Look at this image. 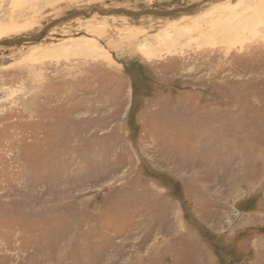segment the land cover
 Here are the masks:
<instances>
[{"label":"rangeland","instance_id":"374dc122","mask_svg":"<svg viewBox=\"0 0 264 264\" xmlns=\"http://www.w3.org/2000/svg\"><path fill=\"white\" fill-rule=\"evenodd\" d=\"M203 2L0 0V26ZM226 5L230 40L197 19ZM0 264H264V0L0 46Z\"/></svg>","mask_w":264,"mask_h":264},{"label":"water","instance_id":"95a60500","mask_svg":"<svg viewBox=\"0 0 264 264\" xmlns=\"http://www.w3.org/2000/svg\"><path fill=\"white\" fill-rule=\"evenodd\" d=\"M215 0H204L201 4L196 5H190L187 7H181L176 9H171L167 11H157V10H144L140 12H131L126 11L123 9H112V10H103L99 8H92L89 11H77L73 12L65 17H62L60 19L51 21L42 31H40L38 34H33L27 37H22L18 39H11V40H4L0 42L1 47L10 48V47H21L29 44H36L39 43L47 34L48 30L55 28L58 25L64 24L66 22H69L77 17H84L88 18L92 14L96 13L100 16H123L126 18H129L131 20H138L140 18H144L146 16L152 17V18H174L178 17L180 15H192L197 10L201 9L202 5L207 2H211Z\"/></svg>","mask_w":264,"mask_h":264},{"label":"bare ground","instance_id":"6f19581e","mask_svg":"<svg viewBox=\"0 0 264 264\" xmlns=\"http://www.w3.org/2000/svg\"><path fill=\"white\" fill-rule=\"evenodd\" d=\"M99 9H101V8H99ZM103 10H105V9H103ZM233 11H234L233 8H231L229 5H226V6H222L221 8H218V9L214 10V12H213L214 15L212 13H210V15H203V16H200L197 19H199V21H200L199 23L208 24V22H210V19L212 17L216 16V19L214 21H211V23L208 24L209 25V29L208 30L211 29L212 33H214L215 35L219 36L223 40H230L233 37H235L236 34L239 33L238 30H240V29L243 28V27L237 28V25L238 24L237 25L236 24L230 25V24L225 23L224 21H221L222 19H224L226 17H229V16H231L230 17V20L236 19L235 18V14H234ZM254 17L257 18V19L255 18V20H256L257 23H261L260 13H258L257 15L255 14ZM254 17H253V15L247 16L246 20H250L251 21ZM238 21L239 22H242V21L244 22L245 19L244 20L243 19H238ZM253 22H254V20H253ZM21 28H23V27H21ZM14 30L15 29L13 27H11V26L10 27H2V26H0V42L1 41H4V40H11V39L22 38L20 36L17 37V38L10 37V33H12ZM18 32H20V30ZM38 33L39 32L34 33V35L35 34H38ZM31 35H33V34H31ZM78 52L82 53L85 56H93L95 54L94 53V49L92 50V47H91V52L93 54L88 53V52H90V49H88V47L86 45L80 47L78 49ZM101 55L102 54H99V55L95 54L94 56L96 57V56H101Z\"/></svg>","mask_w":264,"mask_h":264}]
</instances>
